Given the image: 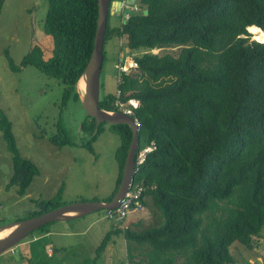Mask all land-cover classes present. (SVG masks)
<instances>
[{
    "label": "trees",
    "instance_id": "16d2710c",
    "mask_svg": "<svg viewBox=\"0 0 264 264\" xmlns=\"http://www.w3.org/2000/svg\"><path fill=\"white\" fill-rule=\"evenodd\" d=\"M138 5L147 15L129 16L119 28L107 22L104 44L111 35H125L131 51L180 50L177 56L144 53L133 58L137 76L121 75L119 101L139 103L132 115L138 123L137 152L151 150L130 185L141 189L137 205L133 201L119 223L111 222L94 256L78 264H98L118 235L125 240L127 264H232L230 245L237 241L252 248L264 225V42L250 41L246 30L256 26L264 32V0H138ZM97 10V0H47L43 31L49 53L35 46L19 65L8 58L10 70L32 66L65 87L62 107L71 100L80 104L76 84L93 49ZM102 54L104 61V48ZM115 100L105 95L99 108L115 111ZM54 125L48 140L59 149L72 145L61 120ZM105 126L120 138L115 188L102 199L109 202L120 184L132 133L128 126H96L85 117L79 129L92 137L82 147L92 152ZM0 133L11 155L6 188L16 187L24 197L38 167L20 155L1 110ZM61 192L32 201L33 210L22 220L65 205ZM136 209L138 217L144 210L149 219L138 231L143 217L126 219ZM52 223L37 232L48 233ZM40 248L35 264H46V250Z\"/></svg>",
    "mask_w": 264,
    "mask_h": 264
},
{
    "label": "rangeland",
    "instance_id": "374dc122",
    "mask_svg": "<svg viewBox=\"0 0 264 264\" xmlns=\"http://www.w3.org/2000/svg\"><path fill=\"white\" fill-rule=\"evenodd\" d=\"M138 9L142 12L140 7ZM122 11L123 7L120 6V16L110 15L107 19L111 28H119L127 23ZM46 13L47 0H4L0 7V110L12 124V133L20 155L32 161L39 170L26 196L19 197L16 187L7 189L6 185L12 174L11 155L8 154L0 133L1 225L22 220L33 210L32 201L48 199L59 189H62V201L66 205L94 202V199L101 202L114 190L118 176V164L114 158L115 150L120 145L117 134L105 126L106 130L92 143V152L87 151L82 145L90 141L92 136L79 129L86 117L81 101L79 104L71 100L66 107H62L60 99L65 87L57 80L46 77L32 66L23 67L15 73L9 68L8 58L19 65L22 57L35 46H40L45 54L49 53L50 44L43 31ZM249 40H253L250 34ZM126 44L125 35H111L104 44L105 57L99 75V98L108 94L119 96L116 90L122 74L137 76L133 58H139L147 52L177 56L180 50V47H173L131 51ZM137 105V102L129 101L124 107L135 108ZM58 119L73 142L61 149L48 140L56 132L54 124ZM148 151L150 148L136 152L135 168ZM143 211L139 212L143 223L136 228L137 231L149 223V219L146 221L148 216ZM104 214V211H98L79 219L52 223L47 226L49 234L34 231L18 245L1 254L0 264H35L38 257H42L40 247L45 242L52 244L44 247V250L54 247L58 249L52 257L44 255L46 264H78L86 258H92L105 232L111 229V222ZM136 217L137 209L126 219L129 223L136 220ZM121 229L123 228L119 227ZM46 234L48 236L42 240ZM114 237H117L113 239L114 243L110 244L109 241L100 257L104 264H127L124 237L118 235L112 238ZM60 247L63 248L60 250ZM228 249L233 259L232 264H264V225L259 235L253 238L252 248L236 241ZM36 253L40 256L36 257ZM46 254L51 255V250Z\"/></svg>",
    "mask_w": 264,
    "mask_h": 264
},
{
    "label": "water",
    "instance_id": "95a60500",
    "mask_svg": "<svg viewBox=\"0 0 264 264\" xmlns=\"http://www.w3.org/2000/svg\"><path fill=\"white\" fill-rule=\"evenodd\" d=\"M136 0H128L124 14L132 15L129 6ZM122 0H97L96 31L93 40V49L90 58L78 80L76 86L83 80L85 91L79 92L82 109L86 117L92 118L96 126L105 123L109 126H128L132 137L126 153L122 178L116 193L109 202H81L69 205H62L52 211L43 213L37 217H31L16 221L11 224L0 226V234L8 232L0 239V255L18 245L26 236L39 230L51 222H64L85 217L91 213L103 210H116L125 198L130 188L135 173V157L137 152V124L133 118L120 112H106L99 108V75L103 63L104 35L106 32L107 19L112 10L116 8V16L120 15ZM143 15H147L144 10ZM263 43V42H260ZM77 88V87H76ZM259 263V262H257Z\"/></svg>",
    "mask_w": 264,
    "mask_h": 264
},
{
    "label": "built area",
    "instance_id": "2783aa9c",
    "mask_svg": "<svg viewBox=\"0 0 264 264\" xmlns=\"http://www.w3.org/2000/svg\"><path fill=\"white\" fill-rule=\"evenodd\" d=\"M124 105H125L124 103H121L118 101L115 103V106L118 110H120L122 113H124L126 115H131L133 113L132 108H130L128 106L124 107ZM140 192H141L140 188H138L136 190H130V188H129L128 191L126 192L125 198L122 201L119 208L114 210V211H109L107 218L116 222V223H119V221L121 219H123L124 216L126 215V213L128 212L132 202L134 201L135 204L137 205V202L135 200L139 196Z\"/></svg>",
    "mask_w": 264,
    "mask_h": 264
},
{
    "label": "bare ground",
    "instance_id": "6f19581e",
    "mask_svg": "<svg viewBox=\"0 0 264 264\" xmlns=\"http://www.w3.org/2000/svg\"><path fill=\"white\" fill-rule=\"evenodd\" d=\"M137 2H138V0H137ZM122 3H123L122 6H126L127 5L125 3V0ZM138 7H139V5L137 6L135 4V1H134V4H132V5L129 6V9L131 10L132 15H134V14L140 15V14H142L144 12V10L141 12L140 9H138ZM132 15L125 14V17H127V19H128L129 16H132ZM246 30L252 36V39L253 40H255L257 42H264V32L260 28H258L256 26H250ZM76 87H77V91L83 94V92L85 91V87L86 86H85V83L83 82V80H80V82L78 83V85ZM106 112H108V111H106ZM134 122L137 124V131H138V123L135 120H134ZM0 226H2V225H0ZM7 233L8 232L1 233L0 234V239H2L3 236H5Z\"/></svg>",
    "mask_w": 264,
    "mask_h": 264
},
{
    "label": "crops",
    "instance_id": "0c3cea01",
    "mask_svg": "<svg viewBox=\"0 0 264 264\" xmlns=\"http://www.w3.org/2000/svg\"><path fill=\"white\" fill-rule=\"evenodd\" d=\"M124 0H122V2H123ZM127 1L128 0H125V3L127 4ZM135 4L138 6V2H137V0L135 1ZM123 7V11H124V9L126 8V6H122ZM122 11V13L124 14V12ZM116 12H117V10H116V8L115 9H113L112 10V14H111V16H113V17H116ZM110 16V15H109ZM109 16H108V19H109ZM120 16V15H119ZM118 16V17H119ZM123 21V19L121 20V22ZM120 22V23H121ZM28 194V193H27ZM26 194V195H27ZM25 195V196H26ZM48 234H49V232H48ZM48 234H46L43 238H41L42 240L45 238V237H47L48 236ZM115 238H117V237H114V238H112L111 239V242H110V244H112V243H114V240L113 239H115ZM119 239V238H118ZM122 241H123V239H122V237L120 238ZM34 240H38V238H34ZM117 240V239H116ZM124 242V241H123ZM49 243V244H48ZM50 244H52V242H45V243H43L42 244V246H44V247H46V246H49ZM63 247H60L59 249H62ZM49 250H51V252H52V254L50 255V254H47L49 257H52L53 255H54V253H55V251H56V248L54 247V248H49V249H47L46 250V252H48ZM99 261V263L98 264H100V263H102V264H104V261H103V259H101V257H100V260H98Z\"/></svg>",
    "mask_w": 264,
    "mask_h": 264
},
{
    "label": "clouds",
    "instance_id": "9594fccd",
    "mask_svg": "<svg viewBox=\"0 0 264 264\" xmlns=\"http://www.w3.org/2000/svg\"><path fill=\"white\" fill-rule=\"evenodd\" d=\"M123 4V3H122ZM136 67V66H135ZM120 82V81H119ZM118 82V83H119ZM117 92H119L118 90H116ZM119 95H120V92H119ZM116 97V96H115ZM121 102V103H124V104H127L129 101H135V102H137L138 103V101H136V100H134V99H130V100H128V101H126V102H122V101H119V96L118 97H116V100H115V103L116 102ZM115 103H114V107L116 108V106H115ZM138 106H139V103H138V105L135 107V108H132L131 106H128V107H130V108H132V111H134L135 109H137L138 108ZM112 112H120V113H122L120 110H118L117 108H116V110L115 111H112ZM122 114H124V113H122ZM124 115H126V114H124ZM132 115H133V113L131 114V115H127V116H130V117H132ZM150 150H151V148H150ZM144 151V150H143ZM149 152V151H148ZM147 152H145V154H146ZM145 154L143 155V157L145 156ZM138 155V154H137ZM143 159V158H142ZM142 161V160H141ZM119 208V207H118ZM117 208V209H118ZM111 211H114V210H111ZM106 218H107V215H106ZM108 219V218H107ZM110 222H112V223H114V224H117L116 222H114V221H112V220H110V219H108ZM120 228H122V227H120ZM49 257V256H48Z\"/></svg>",
    "mask_w": 264,
    "mask_h": 264
}]
</instances>
